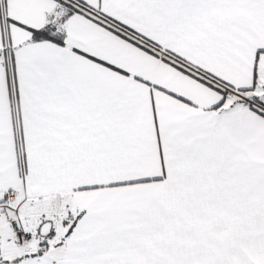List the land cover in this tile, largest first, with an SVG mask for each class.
Instances as JSON below:
<instances>
[{
    "label": "snow or ice",
    "instance_id": "obj_1",
    "mask_svg": "<svg viewBox=\"0 0 264 264\" xmlns=\"http://www.w3.org/2000/svg\"><path fill=\"white\" fill-rule=\"evenodd\" d=\"M0 264H264V0H0Z\"/></svg>",
    "mask_w": 264,
    "mask_h": 264
}]
</instances>
